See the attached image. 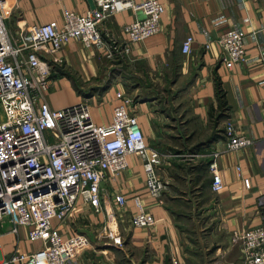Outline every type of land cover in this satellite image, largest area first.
Instances as JSON below:
<instances>
[{
	"label": "crops",
	"instance_id": "crops-1",
	"mask_svg": "<svg viewBox=\"0 0 264 264\" xmlns=\"http://www.w3.org/2000/svg\"><path fill=\"white\" fill-rule=\"evenodd\" d=\"M141 1L144 0H133ZM159 1L163 5L159 31L143 41L129 43L130 49L125 54L108 58L106 48L87 47L76 39L46 54L55 73L58 72L63 95L69 99L57 102L50 90L44 98L51 108L75 102L83 97L78 93L72 95L71 78L76 82L89 81L99 76L106 64L126 59L132 72L140 76L135 87L126 91L134 98L131 109L137 115L146 141L153 139L155 143H162L167 138L163 125L169 115L164 114L163 108H157L159 91V94L171 95V103L188 115L187 136L193 139L194 149L220 151L216 161L224 182L221 191L210 190L207 173V188L213 194L216 213L203 216L201 222L199 216L191 217L197 225L191 239L186 237L164 199V191L157 198L149 195L141 159L130 153L126 168L111 183H102L99 208L79 204L60 225L65 235L80 232L89 238L87 247L70 264H173V259L179 264H238L241 250L238 244L231 243L230 233L261 222L258 208L264 194V0ZM64 10L84 14L91 6L89 0H9L5 26L15 40L30 25L61 21ZM141 17L139 12L125 9L107 17L98 27L104 41L118 45L127 41L123 27ZM229 29L242 33L246 59L226 67L216 40ZM187 36L192 37L189 53L181 51V43ZM57 67L62 71H57ZM217 81L224 90L226 108L218 103ZM111 85L113 90L108 87L83 98L95 123L110 121L118 101L115 89L126 86L124 81ZM228 120L237 132L251 137L254 143L227 149L223 132ZM236 165L240 166L242 176L250 178L249 187L243 185ZM157 172L167 176L166 167L161 172L157 168ZM115 193L125 196L123 205H117ZM135 196L155 217L152 225L133 227L130 224V217L137 210ZM109 215L115 216L117 226L113 233L121 236V244H114L104 234ZM1 231L0 258L13 250L31 252L41 245L39 240L28 239V226H19L17 232H11L10 223L5 221Z\"/></svg>",
	"mask_w": 264,
	"mask_h": 264
},
{
	"label": "built area",
	"instance_id": "built-area-1",
	"mask_svg": "<svg viewBox=\"0 0 264 264\" xmlns=\"http://www.w3.org/2000/svg\"><path fill=\"white\" fill-rule=\"evenodd\" d=\"M8 1L0 0V236L5 221L10 231L28 226V239L41 245L31 252L13 250L0 264H70L78 252L87 247V235L76 232L63 234L59 227L81 204L97 210L101 185L111 183L127 166V155L137 154L145 173V187L152 197H159L166 187L157 172L167 156L149 145L131 109L133 98L121 86L115 89L118 100L107 123H95L88 102L79 99L59 108H51L44 96L52 85L51 54L72 39L87 47L106 48L105 56L125 54L129 43L143 41L159 31L163 5L159 0H92L94 8L84 14L64 10L61 21L30 25L17 39L9 36L5 20ZM125 9L139 12L142 17L123 27L127 41L122 44L104 41L99 24L107 17ZM264 34V30H263ZM192 37L181 43V51H191ZM222 62L231 67L246 59L243 35L229 29L217 38ZM208 45L206 44V47ZM229 150L251 146L254 140L236 131L228 120L223 132ZM214 148L207 162L209 188H224ZM236 170L245 187L250 178ZM121 206L125 196L114 194ZM136 212L130 217L133 227L150 226L155 217L135 196ZM261 222L230 233V241L238 244V264H264V194L259 202ZM107 221L117 226L115 216ZM105 236L121 244L110 223ZM173 264H179L173 259Z\"/></svg>",
	"mask_w": 264,
	"mask_h": 264
},
{
	"label": "rangeland",
	"instance_id": "rangeland-1",
	"mask_svg": "<svg viewBox=\"0 0 264 264\" xmlns=\"http://www.w3.org/2000/svg\"><path fill=\"white\" fill-rule=\"evenodd\" d=\"M59 67L56 68L57 71L61 69ZM132 70L126 59L119 58L111 65L109 63L106 64L99 76L89 81H74L76 83L74 85L78 84L81 88L79 89L77 85L78 90L76 92L73 85L71 87L73 91H70L73 96L78 93L81 97L86 98L90 94L105 90L104 86L108 85L109 82L122 83L123 81L126 85L124 86L125 91L126 88L131 91L140 78ZM57 73L54 74L55 77H52V80L56 79V81L51 85L50 91L57 102L68 100L69 97L63 95L64 88L56 76ZM126 79L129 82L125 81ZM113 88V85H111L108 89L113 90ZM158 94L159 91L156 93L157 108H163L164 114L166 115L167 113L169 115V118L164 121L163 125L167 138L162 143L161 141L155 143L153 139H148L147 143L167 155L158 166V168L160 167V172L164 167L167 169L166 177L160 173L161 179L166 182V187L163 190L164 193H162L164 199H166L179 220L181 230L185 233L186 237L191 239L193 235L192 231L197 225L192 222L191 217L199 216L198 220L201 222L205 218L203 216L216 213L213 194L207 188L208 169L205 167V164L207 166L212 149L209 151H205L202 148L194 149L193 139L187 136L189 132V127L187 126L188 115L185 111L178 109V107L171 103V95L168 94L166 96L162 92ZM166 98H169L167 103L164 102ZM195 146L197 147L198 145ZM71 225H73L72 222ZM110 225L113 229H116L114 223Z\"/></svg>",
	"mask_w": 264,
	"mask_h": 264
},
{
	"label": "trees",
	"instance_id": "trees-1",
	"mask_svg": "<svg viewBox=\"0 0 264 264\" xmlns=\"http://www.w3.org/2000/svg\"><path fill=\"white\" fill-rule=\"evenodd\" d=\"M54 73H55V71H54V68H53L52 75H54ZM71 82H72L73 85L76 84L74 82V79H72V78H71ZM110 84H111V82H109L108 85L106 84L104 87L108 88L110 86ZM74 87H75L76 90H78L77 85H74ZM216 96H217V100H218L219 105L223 106L224 108H226V104H225L226 101H225V98H224V90L222 89V87L220 85V82H218V81L216 82ZM210 110H211V108H210ZM210 113H211V111H210ZM218 116H219V113H218Z\"/></svg>",
	"mask_w": 264,
	"mask_h": 264
},
{
	"label": "water",
	"instance_id": "water-1",
	"mask_svg": "<svg viewBox=\"0 0 264 264\" xmlns=\"http://www.w3.org/2000/svg\"><path fill=\"white\" fill-rule=\"evenodd\" d=\"M89 2H90L91 9L94 8L92 0H89Z\"/></svg>",
	"mask_w": 264,
	"mask_h": 264
}]
</instances>
